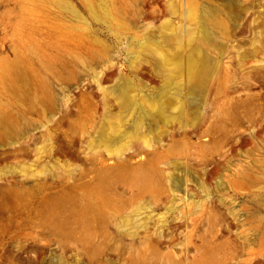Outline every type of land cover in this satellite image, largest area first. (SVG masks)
Instances as JSON below:
<instances>
[{"label":"rangeland","instance_id":"374dc122","mask_svg":"<svg viewBox=\"0 0 264 264\" xmlns=\"http://www.w3.org/2000/svg\"><path fill=\"white\" fill-rule=\"evenodd\" d=\"M0 264H264V0H0Z\"/></svg>","mask_w":264,"mask_h":264},{"label":"bare ground","instance_id":"6f19581e","mask_svg":"<svg viewBox=\"0 0 264 264\" xmlns=\"http://www.w3.org/2000/svg\"><path fill=\"white\" fill-rule=\"evenodd\" d=\"M209 33L205 30V28H204V26H203V29H202V32H201V35H200V38L201 39H203V40H208V38H209V35H208ZM151 51H153L152 49H151ZM202 61H203V59H202ZM203 63V62H202ZM201 68H202V66H201ZM158 111H159V109H158Z\"/></svg>","mask_w":264,"mask_h":264}]
</instances>
